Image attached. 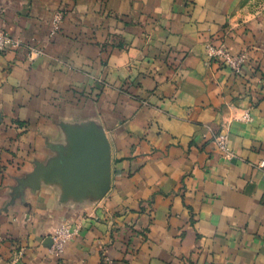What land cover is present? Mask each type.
<instances>
[{
  "label": "crops",
  "instance_id": "0c3cea01",
  "mask_svg": "<svg viewBox=\"0 0 264 264\" xmlns=\"http://www.w3.org/2000/svg\"><path fill=\"white\" fill-rule=\"evenodd\" d=\"M0 28V264H264V0H0ZM92 140L101 179L57 172Z\"/></svg>",
  "mask_w": 264,
  "mask_h": 264
},
{
  "label": "built area",
  "instance_id": "2783aa9c",
  "mask_svg": "<svg viewBox=\"0 0 264 264\" xmlns=\"http://www.w3.org/2000/svg\"><path fill=\"white\" fill-rule=\"evenodd\" d=\"M63 20V11L58 10L52 14L50 19V30L48 35L53 37L59 32L60 23ZM22 45V42L15 36L11 35L9 32L0 28V51L5 49H14ZM40 51L32 50L30 51V56L32 54H38ZM207 55L211 60H217L222 62L224 65L228 66L232 71L239 74L241 72L242 65L246 62V55L244 53L231 54L226 49L222 47H217L214 45H209L207 47ZM241 120L249 121L251 116L249 112H244L241 117ZM227 134L224 132H219L214 136V142L223 155V157H230L231 153L227 147ZM260 165H264V161L260 162ZM78 232V228L72 224L64 223L56 228L53 232L50 233L51 241V253L53 255H59L64 248V245L67 241L72 239Z\"/></svg>",
  "mask_w": 264,
  "mask_h": 264
},
{
  "label": "water",
  "instance_id": "95a60500",
  "mask_svg": "<svg viewBox=\"0 0 264 264\" xmlns=\"http://www.w3.org/2000/svg\"><path fill=\"white\" fill-rule=\"evenodd\" d=\"M77 147L85 159L75 167L62 164L57 172L64 173L69 179L79 180L81 185L87 181L101 179L109 165L108 148L100 146L96 140L89 143L78 142Z\"/></svg>",
  "mask_w": 264,
  "mask_h": 264
},
{
  "label": "rangeland",
  "instance_id": "374dc122",
  "mask_svg": "<svg viewBox=\"0 0 264 264\" xmlns=\"http://www.w3.org/2000/svg\"><path fill=\"white\" fill-rule=\"evenodd\" d=\"M2 175L1 165H0V176Z\"/></svg>",
  "mask_w": 264,
  "mask_h": 264
}]
</instances>
